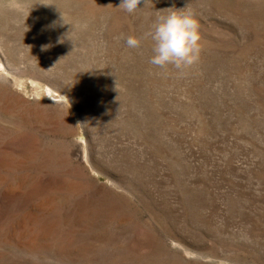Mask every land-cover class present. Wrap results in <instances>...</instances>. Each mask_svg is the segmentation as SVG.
I'll return each instance as SVG.
<instances>
[{
	"label": "rangeland",
	"instance_id": "rangeland-1",
	"mask_svg": "<svg viewBox=\"0 0 264 264\" xmlns=\"http://www.w3.org/2000/svg\"><path fill=\"white\" fill-rule=\"evenodd\" d=\"M120 4L0 0V264H264V0Z\"/></svg>",
	"mask_w": 264,
	"mask_h": 264
},
{
	"label": "clouds",
	"instance_id": "clouds-1",
	"mask_svg": "<svg viewBox=\"0 0 264 264\" xmlns=\"http://www.w3.org/2000/svg\"><path fill=\"white\" fill-rule=\"evenodd\" d=\"M140 3L141 0H121L119 7L133 13ZM83 27L86 28L87 25ZM149 37L153 41V55L149 63L156 67L166 68L172 65L178 70H183L193 66L200 59L202 45L199 22L193 13L175 10L167 16L159 17L153 25V30L143 38ZM126 44L129 48H139L141 38L129 36Z\"/></svg>",
	"mask_w": 264,
	"mask_h": 264
}]
</instances>
